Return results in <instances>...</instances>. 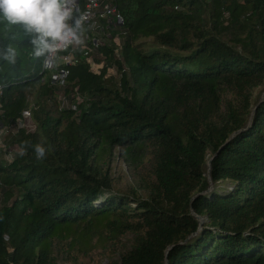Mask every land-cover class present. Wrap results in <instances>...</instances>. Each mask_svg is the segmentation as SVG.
<instances>
[{"label":"trees","instance_id":"16d2710c","mask_svg":"<svg viewBox=\"0 0 264 264\" xmlns=\"http://www.w3.org/2000/svg\"><path fill=\"white\" fill-rule=\"evenodd\" d=\"M98 2L122 26L61 54L77 60L66 109H51L45 58L0 24L16 52L0 60V120L34 127L5 136L12 161L0 154V264H58L60 248L71 264L96 249L108 264H264V0ZM116 158L133 187L115 189Z\"/></svg>","mask_w":264,"mask_h":264},{"label":"clouds","instance_id":"9594fccd","mask_svg":"<svg viewBox=\"0 0 264 264\" xmlns=\"http://www.w3.org/2000/svg\"><path fill=\"white\" fill-rule=\"evenodd\" d=\"M75 0H0V24L19 27L28 38L33 56L48 60L64 48L79 44L86 16L77 15ZM12 46L0 49V60L15 63ZM36 159L45 157L46 149L33 146ZM23 154V153H22Z\"/></svg>","mask_w":264,"mask_h":264},{"label":"rangeland","instance_id":"374dc122","mask_svg":"<svg viewBox=\"0 0 264 264\" xmlns=\"http://www.w3.org/2000/svg\"><path fill=\"white\" fill-rule=\"evenodd\" d=\"M98 15H95V18L91 21L90 25L88 27H85L82 29V32L80 34V43L79 44H74V47L78 45H83L86 41L91 43L92 41H95L98 43L99 47L103 45H109L107 41H109L110 37V28L113 29L114 31H117L119 34V29L118 26H114V23H112L111 20L107 21L104 20L102 21L101 19L97 18ZM114 43L117 47V50L115 51L116 54V59H118V52L120 49V46L122 44V38L119 37L118 35L114 38ZM96 55V53H95ZM92 59V58H91ZM96 59L102 60L103 58L99 55H97ZM97 67H95V64L93 65V69L91 71L97 72ZM107 77L113 78L116 80L118 78L116 71L114 69H108L107 71ZM55 88V94L57 96V99L55 100V103H50L51 109H56L57 107L59 109H66L70 106V104L63 99V86H54ZM264 98V91L262 89H257L253 93V102H260ZM20 129H26L27 131H33L34 127L30 121V118L28 114H24L22 121H19L15 123V125L10 128L11 132H15L17 128ZM8 133V132H7ZM6 145L5 137L1 138V145H0V154L1 158L5 163L7 162V157L9 156H3V150ZM15 153V152H14ZM118 150H115V155H117ZM148 163V161H147ZM147 163L144 164V166L147 165ZM112 172L114 173V177L120 181V185H116L115 189L121 190L125 189L127 187H133L132 183V174L130 173L129 169L126 167V164L123 162L122 159L116 158L114 161L113 165L111 166ZM140 171V170H139ZM201 224L204 222L202 220H199ZM130 237H127L122 240L120 248L126 247L128 243L130 242ZM109 253V249L105 251H99V249H96L92 252V254L89 255V259L87 258L85 261V264H108V258L107 254ZM65 252L60 249H56L54 258L56 259V262L58 264H71L66 262V257H65Z\"/></svg>","mask_w":264,"mask_h":264},{"label":"built area","instance_id":"2783aa9c","mask_svg":"<svg viewBox=\"0 0 264 264\" xmlns=\"http://www.w3.org/2000/svg\"><path fill=\"white\" fill-rule=\"evenodd\" d=\"M82 1H83V8L80 9ZM74 7L77 10V13H76L77 15L83 14L86 16V21L82 29L90 25L93 18H95V15H98L97 18L101 19L102 21L111 20L112 23H114V26H118V27L122 26V19L117 14L116 10L109 5H104L101 7L98 0H75ZM91 43L94 49L99 47L98 43H96L95 41H92ZM70 48L72 49L75 48L74 44L56 53L51 59L48 60V63L46 66L44 63L45 59L43 61V64H42L43 71L50 73L51 75L50 81L53 86L58 85L62 87L65 78L69 74L68 68L75 66L77 64V60L71 54H68L65 56L61 55L62 53L66 52ZM84 56L86 57L87 64L90 66V69L92 70L94 63L92 59L88 56V52H85ZM0 95H1V92H0ZM72 109L74 108L72 107ZM13 125L15 124H10L7 127H4L0 120V145H1V138H4L9 133L15 134L18 130H20V127H19L17 128L15 132H11L10 128H12ZM12 159H13V156L10 154L7 157V162L12 161Z\"/></svg>","mask_w":264,"mask_h":264},{"label":"water","instance_id":"95a60500","mask_svg":"<svg viewBox=\"0 0 264 264\" xmlns=\"http://www.w3.org/2000/svg\"><path fill=\"white\" fill-rule=\"evenodd\" d=\"M209 165H210V161H208L207 162V172H206V177H207V180H208V183H209V185H211V182H210V180H209ZM209 188H211V187H209ZM202 195V194H201ZM201 195H197L196 197H195V199L196 198H199ZM198 221V223H199V226H201V222L199 221V220H197Z\"/></svg>","mask_w":264,"mask_h":264}]
</instances>
